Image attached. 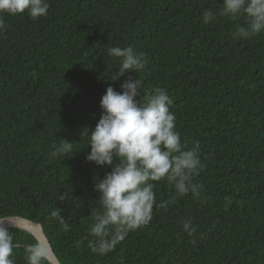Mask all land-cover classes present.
Segmentation results:
<instances>
[{"label": "trees", "instance_id": "1", "mask_svg": "<svg viewBox=\"0 0 264 264\" xmlns=\"http://www.w3.org/2000/svg\"><path fill=\"white\" fill-rule=\"evenodd\" d=\"M48 2L35 21L0 13L8 25L0 35V218L41 225L61 264H264V33L234 39L238 22L219 15L205 24L201 13L217 12L220 0ZM129 45L145 54V69L110 80L119 61L107 48ZM138 76L142 96L168 91L181 142H199L203 169L193 182L203 188L195 198L153 182L167 208L154 207L149 225L100 256L86 240L76 247L99 209L94 177L110 171L85 159L83 133L98 122L106 87L120 91ZM61 139L74 153L53 159ZM54 204L68 231L47 220ZM9 230L15 264H26L33 235Z\"/></svg>", "mask_w": 264, "mask_h": 264}, {"label": "clouds", "instance_id": "2", "mask_svg": "<svg viewBox=\"0 0 264 264\" xmlns=\"http://www.w3.org/2000/svg\"><path fill=\"white\" fill-rule=\"evenodd\" d=\"M49 7L48 0H0V13L13 16L26 13L34 21L47 16ZM201 15L205 24L217 15L237 21L231 30L234 39H249L264 33V0H220L217 12L206 8ZM7 29L0 16V35ZM106 51L119 61L112 81L119 80L126 72L138 74L146 67L145 54L131 45L109 47ZM141 85L139 76L121 82L120 91L108 85L100 100L102 111L98 122L83 133L88 137L86 147L90 145L85 159L110 171L102 178L94 177L99 209L92 210L88 235L77 241L76 247L86 240L87 247L100 256L113 251L129 232L149 225L154 207L167 208L169 201H157L153 182L165 180L179 196L191 193L195 198L201 197L203 186L193 182V177L203 169L199 142L193 141L191 147L187 146L188 141L181 142L175 113L170 111L173 99L166 89L157 87L142 96ZM53 148L50 153L53 159L74 153V143L67 139H61ZM66 198V192L56 197L61 201ZM46 218L65 231L70 228L62 209L55 204L46 211ZM9 227L0 220V264H15L13 249L19 245L13 242ZM182 227L189 236L196 232L191 218L183 220ZM33 240L24 245L26 264H52L54 252L50 243L36 236Z\"/></svg>", "mask_w": 264, "mask_h": 264}, {"label": "water", "instance_id": "3", "mask_svg": "<svg viewBox=\"0 0 264 264\" xmlns=\"http://www.w3.org/2000/svg\"><path fill=\"white\" fill-rule=\"evenodd\" d=\"M0 220L5 222V224H8L10 226L9 228L12 227V228H18V229L25 230L33 236L46 239L50 243V241H49L47 235L45 234L43 228L41 227V225L37 224L34 221H31V220L23 218V217H15V216L3 217V218H0ZM16 225H18L19 227H16ZM53 252H54V250H53ZM52 264H61L60 261L58 260L57 256H56L55 252H54Z\"/></svg>", "mask_w": 264, "mask_h": 264}]
</instances>
